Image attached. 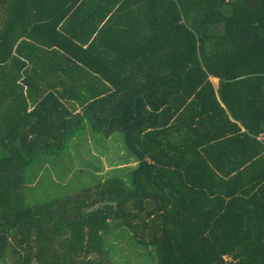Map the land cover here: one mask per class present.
<instances>
[{
	"label": "trees",
	"instance_id": "16d2710c",
	"mask_svg": "<svg viewBox=\"0 0 264 264\" xmlns=\"http://www.w3.org/2000/svg\"><path fill=\"white\" fill-rule=\"evenodd\" d=\"M130 1L0 0V264L111 263L108 236L154 264H264V0H142L129 79L146 80L88 95L83 18ZM84 121L120 132L135 165L25 204V168Z\"/></svg>",
	"mask_w": 264,
	"mask_h": 264
},
{
	"label": "rangeland",
	"instance_id": "374dc122",
	"mask_svg": "<svg viewBox=\"0 0 264 264\" xmlns=\"http://www.w3.org/2000/svg\"><path fill=\"white\" fill-rule=\"evenodd\" d=\"M85 126L71 134L72 138L66 141L60 154L43 155L25 168V204L35 205L72 194L82 184L95 189L97 181H103L105 176L125 172L120 169L133 166L134 159L130 158L122 145L120 132H114L112 138L106 140L103 134L93 132L89 123ZM108 237L112 243L117 244V252L111 263L104 264H121V261L116 260L122 256H129L127 264H154L153 256H148L140 248L130 247L128 239L113 241Z\"/></svg>",
	"mask_w": 264,
	"mask_h": 264
},
{
	"label": "crops",
	"instance_id": "0c3cea01",
	"mask_svg": "<svg viewBox=\"0 0 264 264\" xmlns=\"http://www.w3.org/2000/svg\"><path fill=\"white\" fill-rule=\"evenodd\" d=\"M85 8L105 9L106 7L86 6ZM113 8H122L125 10L117 12L110 11L106 13V16L103 18H100L99 15L95 14H89L83 18L87 21V27L84 30L87 32V35L84 36V42L86 43L82 45V48L83 50H87V52L81 54L83 58V63H81V65L85 69L83 77L86 81L82 82L80 89L88 91V95L96 92L98 93L99 98L111 94L115 87L133 90L136 87L135 84L138 82L139 78L143 77L144 80H146L143 74L135 73V77L133 78L134 83H131L129 77H131V74L133 73L130 66L132 63H136L131 57L134 56L133 53L136 54L137 41H139V39L141 41L143 35L144 47L143 50L141 48L140 51H142L141 54H143L144 59L147 56L146 25L151 21L147 1L132 0L126 4H118ZM69 16L70 15L67 14L62 21L67 20ZM95 24H97V27L100 30L96 34H90V30L94 28ZM143 25L144 29L142 30L141 27ZM150 51L151 49L149 48V53ZM144 70H146V65ZM57 74L60 73L58 72ZM210 81L215 87L216 80L212 78ZM53 83L54 81H47L42 82L41 84H33L32 89L48 91L51 88H54L52 85ZM56 83H58L56 84L57 90L71 89L69 83L67 85L59 84V82ZM90 103L91 102L88 104ZM112 104L113 102L110 101L106 106H111ZM76 108V112L80 114L84 113V109L77 105ZM84 122L87 124L86 121ZM117 133L119 134V132ZM112 134H110L106 140H109ZM119 138H122L121 134H119ZM133 163V165H135L136 162Z\"/></svg>",
	"mask_w": 264,
	"mask_h": 264
},
{
	"label": "built area",
	"instance_id": "2783aa9c",
	"mask_svg": "<svg viewBox=\"0 0 264 264\" xmlns=\"http://www.w3.org/2000/svg\"><path fill=\"white\" fill-rule=\"evenodd\" d=\"M257 138H258L259 140H263V139H264V132H260V133L258 134Z\"/></svg>",
	"mask_w": 264,
	"mask_h": 264
}]
</instances>
